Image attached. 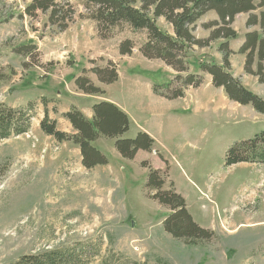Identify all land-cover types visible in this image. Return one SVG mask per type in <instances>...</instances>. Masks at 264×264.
<instances>
[{
  "label": "rangeland",
  "instance_id": "374dc122",
  "mask_svg": "<svg viewBox=\"0 0 264 264\" xmlns=\"http://www.w3.org/2000/svg\"><path fill=\"white\" fill-rule=\"evenodd\" d=\"M70 1L74 21L60 31L47 14L25 13L31 0H0V103L17 108L32 104L34 109L28 133L0 142V264L86 243L101 245L90 264H264V164L225 161L235 143L264 130V114L229 99L199 68L203 62L222 63L224 40L188 51L190 72L201 74L204 83L188 88L184 97L168 99L154 88L177 73L161 60L138 56L145 31L115 29L111 39H131L136 56L121 66V79L107 84L106 98L129 113L130 128L122 138L146 132L155 141L151 151L125 159L116 138L101 136L92 145L108 162L87 169L76 144L59 142L40 127L48 108L58 128L66 130L61 111L73 101L71 92L82 93L74 78L87 69L91 79L95 65L110 61L101 65L102 58H81L83 48L73 46L72 35L80 26L93 27L94 21L81 16L86 14L84 0ZM247 18L238 15L232 26L237 37L229 40L231 71L264 99V83L246 73L239 52L245 34L258 29L247 28ZM215 19L216 13L208 12L195 35L208 37L202 25ZM158 24L173 32L166 21ZM29 45L37 48L34 58L16 52ZM73 99L81 109L98 103L89 94ZM150 168L166 173L163 189L173 183L194 220L214 233L210 241L187 245L164 229L172 210L152 196L157 189L147 186Z\"/></svg>",
  "mask_w": 264,
  "mask_h": 264
},
{
  "label": "trees",
  "instance_id": "16d2710c",
  "mask_svg": "<svg viewBox=\"0 0 264 264\" xmlns=\"http://www.w3.org/2000/svg\"><path fill=\"white\" fill-rule=\"evenodd\" d=\"M138 1L84 0L86 14L81 16L96 23L98 35L104 40L111 39L115 29L123 26L130 27L133 32L145 31L146 41L139 48L141 54L150 60L163 61L177 73L171 82L154 88L157 95L168 99L184 97L188 88H198L204 83L201 74L190 72L188 51L194 46L205 47L223 39L219 48L222 63L203 62L199 65L200 70L210 74L213 86L222 88L229 99L240 105H251L255 111L264 114V99L249 90L231 71L230 56L234 51L229 42L237 37L232 27L236 17L248 14L246 27L258 29L245 34L239 52L245 56L246 73L257 77L259 83H264V0H140L139 5ZM257 10L260 12L256 13ZM38 11L47 14L49 22L60 31L69 27L76 14L70 0H31L25 9L30 17H36ZM210 11L216 13L217 19L203 23V28L210 33L206 38H199L195 35L197 23ZM160 18H164L172 27V33L159 26ZM34 49H37L34 45L22 46L16 52L33 55L34 58ZM134 49L131 39L119 44L121 55H131ZM92 63L95 64L93 60ZM90 71L106 85L119 79L118 64L111 60L105 66L95 65ZM82 72L74 78L82 93H106L89 78L87 69ZM93 112L92 119L75 106L65 112L64 118L75 129L74 133H69L58 128L57 121L50 117L48 108H45L40 127L45 134L59 142L71 141L76 144L82 155V164L87 169L108 162L106 156L92 145L101 136L116 138V149L125 159H134L140 150L153 149L155 140L146 132H140L136 138H122L129 130L131 121L115 103L100 101L94 104ZM33 113L32 104L17 108L0 103V142L28 133ZM225 161L226 165L240 162L264 164V130L253 138L235 143L228 150ZM143 163L145 167L146 161ZM150 169L147 186L157 189L152 196L172 210L164 221V229L187 245L210 241L214 233L194 220L185 198L175 190L173 183L169 189H163V174L166 173L162 169ZM100 252V243L76 244L25 254L8 264H90Z\"/></svg>",
  "mask_w": 264,
  "mask_h": 264
},
{
  "label": "crops",
  "instance_id": "0c3cea01",
  "mask_svg": "<svg viewBox=\"0 0 264 264\" xmlns=\"http://www.w3.org/2000/svg\"><path fill=\"white\" fill-rule=\"evenodd\" d=\"M160 19L164 20V18H160ZM92 26L93 27L83 25V26H80V28L75 29V30H77V31H75V35H72L74 37L73 46L77 47L78 49L80 47L83 48V52L81 53L82 56L80 55L81 58L82 57L84 59H85V57H86V59H101L102 58L104 60L102 61L101 65L106 64L105 62L108 60L116 62L118 64L119 79H121V76H122L121 72H120L121 66H123V63H126L127 61H129L133 56H136V52L133 51L132 55H121L120 52L117 53V51H116L117 43L119 41H121V39L120 38H113V39H110L109 41H103V40L99 39V37H98L97 30L95 29V26H96L95 22ZM170 29H172L171 26H170ZM137 50L140 53V50L139 49H137ZM138 56L141 57L143 55L140 53V54H138ZM84 67L89 68L88 66H84ZM91 79L93 80V82L96 85L100 86L101 88H103L106 91L107 85L100 83L96 75H94V74L91 75ZM82 94H84V93H79V92H75V91L71 92L70 98H72L73 101H71L69 103L70 104L69 108L71 106L78 107L74 103L73 97L81 96ZM93 96H95V100L98 102L104 101V100L108 101V99L106 98V94H96ZM115 104L117 106H119L129 116V113L125 107H123L121 104H119L117 102ZM68 109L61 111V113L64 114L65 112H67ZM79 109L85 114V116L87 118H89V119L93 118L94 112H93V108H91V106H88L87 109H81V108H79ZM66 123L68 126H67V129L64 131L73 133L75 130L72 127L71 123L68 120H66Z\"/></svg>",
  "mask_w": 264,
  "mask_h": 264
}]
</instances>
